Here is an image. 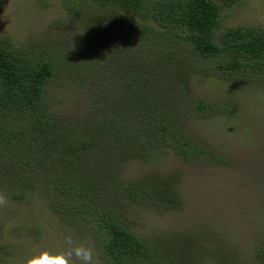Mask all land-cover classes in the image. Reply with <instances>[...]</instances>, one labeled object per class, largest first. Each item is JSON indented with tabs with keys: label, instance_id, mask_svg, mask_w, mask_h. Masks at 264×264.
I'll list each match as a JSON object with an SVG mask.
<instances>
[{
	"label": "trees",
	"instance_id": "16d2710c",
	"mask_svg": "<svg viewBox=\"0 0 264 264\" xmlns=\"http://www.w3.org/2000/svg\"><path fill=\"white\" fill-rule=\"evenodd\" d=\"M236 3L64 0L65 15L81 27L68 45H19L0 34V186L14 201L40 188L48 210L88 239L100 264H203L192 234L143 239L121 215L125 205L179 209L176 179L115 173L125 160L149 163L168 151L185 162L216 161L192 143L182 119L228 122L239 108L234 94L189 96L191 74L264 90V24L224 26L222 11ZM57 81L87 93L80 122L53 115ZM254 256L264 264V244ZM233 258L221 253L213 264H237Z\"/></svg>",
	"mask_w": 264,
	"mask_h": 264
},
{
	"label": "rangeland",
	"instance_id": "374dc122",
	"mask_svg": "<svg viewBox=\"0 0 264 264\" xmlns=\"http://www.w3.org/2000/svg\"><path fill=\"white\" fill-rule=\"evenodd\" d=\"M63 1L0 0V34L19 45L48 40L68 45L69 40L79 38L81 27L65 15ZM263 6L264 0H237L222 11L223 25L264 24ZM109 70L102 68L106 73ZM188 85L187 94L194 98L238 97V111L228 122L191 115L182 119L192 143L215 155L216 161L185 162L168 151L149 163L137 159L119 163L115 174L123 180L173 176L181 200L179 209L157 213L125 205L121 215L129 230L143 239L192 234L203 264H213L214 256L221 253L230 254L237 264H260L254 251L264 244V90L225 87L196 74L188 77ZM50 96L56 118L80 122L87 116V93L80 87H65L57 81ZM0 193L8 198L7 207L0 209V248L8 251L0 253L1 264H26L42 251H64L68 234L94 251L86 237L76 235L48 210L40 188L25 191L20 201H14L2 186ZM94 264H100L95 251Z\"/></svg>",
	"mask_w": 264,
	"mask_h": 264
},
{
	"label": "clouds",
	"instance_id": "9594fccd",
	"mask_svg": "<svg viewBox=\"0 0 264 264\" xmlns=\"http://www.w3.org/2000/svg\"><path fill=\"white\" fill-rule=\"evenodd\" d=\"M8 198L0 193V209L6 208ZM67 249L55 254L48 251H42L26 261V264H94V251L91 247L74 240L73 235L68 234L64 237Z\"/></svg>",
	"mask_w": 264,
	"mask_h": 264
}]
</instances>
